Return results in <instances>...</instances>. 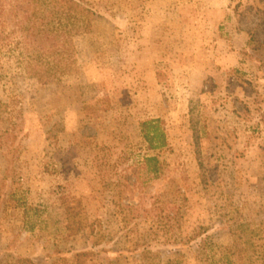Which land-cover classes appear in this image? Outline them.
I'll list each match as a JSON object with an SVG mask.
<instances>
[{
  "label": "rangeland",
  "instance_id": "1",
  "mask_svg": "<svg viewBox=\"0 0 264 264\" xmlns=\"http://www.w3.org/2000/svg\"><path fill=\"white\" fill-rule=\"evenodd\" d=\"M73 1L44 83L0 0V264H264V0Z\"/></svg>",
  "mask_w": 264,
  "mask_h": 264
},
{
  "label": "trees",
  "instance_id": "2",
  "mask_svg": "<svg viewBox=\"0 0 264 264\" xmlns=\"http://www.w3.org/2000/svg\"><path fill=\"white\" fill-rule=\"evenodd\" d=\"M15 4V15L11 18L19 24V18L21 13L19 12V5L24 3L27 8L23 12L25 16L27 36L25 41L31 46H51L55 51H45L33 56L37 62V66H40L38 77L44 82H60L62 77L68 73L73 66L76 67V49L73 43V35L71 32L70 18L68 12L74 10L76 14V20L79 25L78 33L85 32L91 28V19L94 16L93 9L87 3H81L73 0H13ZM54 6L56 10L61 14L59 25L56 27L46 26V21H55L57 18L56 13H52L51 17H44L41 14L40 7ZM54 24V22H52ZM45 24V25H44ZM74 28V27H73ZM46 30L50 31V35L46 34ZM34 32V33H31ZM48 35V36H46ZM10 37V36H9ZM10 43H14V40L9 39ZM11 38V37H10ZM19 45V44H18ZM44 51V50H43ZM141 131L144 139L149 144L151 149H159L168 146L169 138L168 132L165 128L164 121L161 119H152L141 123ZM155 159L148 158L147 161H153Z\"/></svg>",
  "mask_w": 264,
  "mask_h": 264
},
{
  "label": "crops",
  "instance_id": "3",
  "mask_svg": "<svg viewBox=\"0 0 264 264\" xmlns=\"http://www.w3.org/2000/svg\"><path fill=\"white\" fill-rule=\"evenodd\" d=\"M232 67L234 68V67H238V66H235V65H234V66H232ZM232 67H231V65H226V66H225V68H232ZM262 126L264 127V123L262 124Z\"/></svg>",
  "mask_w": 264,
  "mask_h": 264
}]
</instances>
